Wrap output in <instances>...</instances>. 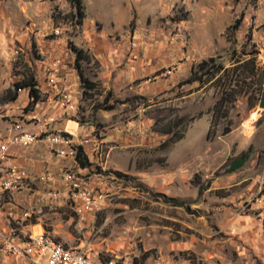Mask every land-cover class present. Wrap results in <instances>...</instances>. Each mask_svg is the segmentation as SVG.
Wrapping results in <instances>:
<instances>
[{
  "label": "rangeland",
  "instance_id": "1",
  "mask_svg": "<svg viewBox=\"0 0 264 264\" xmlns=\"http://www.w3.org/2000/svg\"><path fill=\"white\" fill-rule=\"evenodd\" d=\"M80 2L0 0V114L18 111L12 98L22 93L21 105L29 89L19 92V86L36 89L52 63L68 54L67 65L94 87L85 94L80 79L77 111L61 109L66 116L50 120L48 128L78 134L64 122L73 120L82 127L80 139L101 144V161L94 146H86L92 168L82 176L86 186L105 191L106 206L82 222L67 189L55 200L48 186L33 182L0 192V231L44 228L66 245L109 251L120 264H264V252L237 222L240 216L258 221L244 206L264 175V0ZM73 47L83 52L80 66ZM135 57L150 58L160 69L138 74ZM212 57L230 72L182 86ZM225 87L232 89L227 95ZM224 96L228 113L213 125ZM116 102L126 103L96 110ZM31 109L37 131L46 108ZM42 148L38 154L23 150L20 165L30 171L40 162L43 169L53 159L49 171L62 179L73 165ZM248 150L247 162L232 171L233 161ZM201 185L207 190L199 197ZM171 198L188 202V209L173 206ZM6 262L28 264L0 251V264Z\"/></svg>",
  "mask_w": 264,
  "mask_h": 264
},
{
  "label": "built area",
  "instance_id": "2",
  "mask_svg": "<svg viewBox=\"0 0 264 264\" xmlns=\"http://www.w3.org/2000/svg\"><path fill=\"white\" fill-rule=\"evenodd\" d=\"M264 50V49H263ZM63 61L57 58L47 74L49 87H56L57 79L62 72ZM19 92L24 91L19 89ZM34 99L31 98V102ZM60 109L66 112L77 111V102L67 90H61L55 97ZM37 106V105H36ZM32 120L27 119L25 112L20 115L0 114V192L13 190L33 182H41L52 191L51 196L57 200L62 197L57 188V176L51 172L34 175L21 166L13 154L15 150H34L47 147L62 159H71L73 168L64 172L63 183L67 187L65 197L72 203L80 221H90L104 208L107 195L103 190H91L79 171V149L85 155L86 146L93 145L97 160L103 159L104 150L101 144L88 138H77L68 132L49 131L51 121L40 124L38 132L28 127ZM4 125V126H3ZM95 143V144H94ZM255 198L244 206L245 211L255 214L257 222L264 228V175L259 182ZM0 247L6 255L28 262V264H120V261L109 251L93 253L80 246H69L56 235L46 231L11 229L10 234L0 231Z\"/></svg>",
  "mask_w": 264,
  "mask_h": 264
},
{
  "label": "crops",
  "instance_id": "3",
  "mask_svg": "<svg viewBox=\"0 0 264 264\" xmlns=\"http://www.w3.org/2000/svg\"><path fill=\"white\" fill-rule=\"evenodd\" d=\"M21 8V6H20ZM23 8V7H22ZM25 8H28V7H25ZM41 8V7H39ZM99 50L98 47L96 46V51ZM63 61V66H62V72L61 74L59 75L58 79H57V85L56 87H49L48 83H47V73L44 72V74H42L41 76V79H40V82H39V85L36 86V89H39L37 92H38V95H42L43 96H47V100L46 101H38L37 103V106H41V105H45V115H43L42 119L45 121V120H48V121H54V119H57V120H60L62 119V116H66L65 112L61 113V109L59 110L55 105L57 103V100H55V97L56 95L58 94L59 91L61 90H67L69 91L75 101L78 103V99H80V95H81V90L79 89L78 85H79V81L81 78V75H79L77 73L76 70H73L70 68V66L67 65L68 61V54L65 55V57H60ZM131 63L134 64V66H136L139 70H138V74L141 72L140 70L142 69L143 72L146 71L145 73H148V72H153V71H158L160 69V65L159 64H154V62L152 61V59L150 58H140V57H135L133 60H131ZM27 91V98L23 101V103L21 105H17V103L19 102L21 96H22V93L19 94L18 96V99L16 101H14V107H16L15 109H17L18 111H13V109L11 111H8V115H20L23 111L25 112V110L29 111L28 110V107L30 106V103H31V96H30V90L27 89L25 90ZM24 92V91H22ZM136 93H139V92H136ZM36 106V105H35ZM63 110V109H62ZM47 113L48 115H50L51 117L47 118ZM41 114V113H40ZM27 119L29 120H33L34 118H36L37 116H34L33 115V111L32 109L25 113ZM54 116V117H53ZM42 119H40L41 122H36L38 125H36L37 127V131L39 130V127H40V124L44 123V121L42 122ZM64 122H68L69 123V127L73 128L75 131H77L78 134H75L74 132H70L73 136L75 137H79L81 135H83V130L81 129L82 127L80 126H77V122L73 121V120H64ZM33 123L35 122H30L28 124V127L30 128L31 131L33 132H37L34 130V125ZM4 126V125H3ZM49 127H50V123H49ZM49 130V128H48ZM50 131V130H49ZM51 131H59L57 130L56 128L52 129ZM63 132V131H61ZM43 146L39 147L38 149H34V152L36 154H38V152H41L42 151V148ZM89 149V151H88ZM87 150V151H86ZM90 148H85V153H89L90 154ZM24 151L23 150H15L14 151V155L16 156V158L18 159V162H23V156L22 153ZM87 157L90 159L91 155H87ZM25 161V160H24ZM52 162H53V159H48V163L49 165H47L46 168H43L42 169V166L43 164L42 163H38L36 165V162H33L34 163V168L33 169H30V172L31 174H34V175H39V174H43L45 172H50L49 170H51V166H52ZM51 163V164H50ZM64 164H67V166H71L73 165V163L67 159L66 161H64ZM55 167V166H54ZM65 167V166H64ZM91 167L89 168H79V171L82 173L84 170H89ZM41 169V170H40ZM48 169V170H47ZM64 169V168H63ZM36 171H40L39 173H37ZM61 174H63L62 172H60ZM54 174V173H53ZM57 176V175H56ZM64 176V174H63ZM63 176H62V179H63ZM57 188L60 190V191H63V190H66L67 187L66 185L63 183V180L59 178V176H57ZM85 187H89V189L91 190H95V189H92L90 186H85ZM198 194H199V190H198ZM180 208V207H179ZM93 219V218H92ZM91 219V220H92ZM237 222H239V224H241L242 226H246L247 229H246V232L247 233V237L249 238L250 240V243L253 244V245H256V248L261 251V252H264V228L256 221L254 220V218H252L251 216L248 217V216H240V218L237 220ZM242 231V230H241ZM245 231V230H243ZM146 255L145 257L149 258L150 254L149 252H145ZM146 258V259H147ZM6 264H9L8 262H6ZM188 264V263H187Z\"/></svg>",
  "mask_w": 264,
  "mask_h": 264
},
{
  "label": "trees",
  "instance_id": "4",
  "mask_svg": "<svg viewBox=\"0 0 264 264\" xmlns=\"http://www.w3.org/2000/svg\"><path fill=\"white\" fill-rule=\"evenodd\" d=\"M76 3L80 6L81 5V2L80 0H76ZM82 15V14H81ZM239 22V21H238ZM238 26H234V33L236 32L235 29H237ZM73 51L78 55L77 56V65L80 66V61L85 59L82 54V50H79L77 49L76 47H73L72 48ZM220 60L215 58V57H212L210 58L209 60H206V61H203L199 64L198 66V70H193L191 76L185 80L184 82H182V86L183 85H186V84H193L197 81H203V82H210L212 80H214L218 73H220L221 71H225V73H229L230 70H227L225 69L222 64L219 62ZM252 62L250 63H253L252 64V72H254L255 74L257 73L256 72V64L254 63L253 60H250ZM240 63V62H239ZM246 64H248V62H245L244 64H240L236 69H243L245 68ZM201 73V74H200ZM81 77H82V82L84 84V88H85V94H88V92L94 87V84L93 82L86 78L83 74V72L81 71ZM200 74V76H199ZM204 77H206V80H203ZM220 82H222L221 78L218 79ZM224 83V82H223ZM226 86V83L223 84ZM231 84H229L228 86L230 87ZM229 87H225L224 89V94L227 95L226 93H229V91H232V89L230 90ZM24 88H29V92H30V96L31 98H33L34 100L30 103V107H33L35 106L38 101H39V96H38V92H37V89H35V84H25L24 86H19V89H24ZM261 94H262V91H261ZM260 94V95H261ZM18 92L15 94V96L12 98V101H16L18 99ZM262 96V95H261ZM136 98H140V97H136ZM127 102L131 101L130 99H127L126 100ZM118 103H126V102H116L115 104L111 105V106H99L96 108V110H107V111H112L116 108V105ZM225 103H226V96H224L222 98V100H220L217 105L215 106V109H214V120H213V125L215 123V121L218 120L219 116L223 117L224 114L226 115L228 113V111L224 110L225 108ZM250 155V150H248L247 152L243 153L240 157H237V159H235L233 161V164L231 166V170L232 171H235L239 168H241L246 162L247 160L249 159ZM78 160H79V163H80V167L85 169V168H89L91 166V164L89 163L88 161V158L83 155V151H82V148L79 149V154H78ZM120 175V174H118ZM207 187L205 185H201L198 189H199V197L202 196L203 192L206 189ZM169 203H171L173 206L175 207H180V208H186L188 209L189 207V203L186 202V201H180L176 198H171L168 200Z\"/></svg>",
  "mask_w": 264,
  "mask_h": 264
},
{
  "label": "water",
  "instance_id": "5",
  "mask_svg": "<svg viewBox=\"0 0 264 264\" xmlns=\"http://www.w3.org/2000/svg\"><path fill=\"white\" fill-rule=\"evenodd\" d=\"M261 99H260V103H259V107L264 110V90L263 93L261 94Z\"/></svg>",
  "mask_w": 264,
  "mask_h": 264
}]
</instances>
